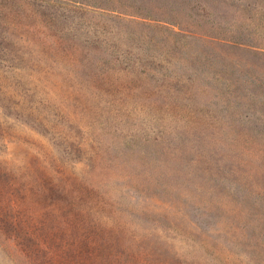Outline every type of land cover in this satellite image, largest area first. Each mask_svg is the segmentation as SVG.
<instances>
[{
	"label": "rangeland",
	"instance_id": "rangeland-1",
	"mask_svg": "<svg viewBox=\"0 0 264 264\" xmlns=\"http://www.w3.org/2000/svg\"><path fill=\"white\" fill-rule=\"evenodd\" d=\"M0 264H264V0H0Z\"/></svg>",
	"mask_w": 264,
	"mask_h": 264
}]
</instances>
